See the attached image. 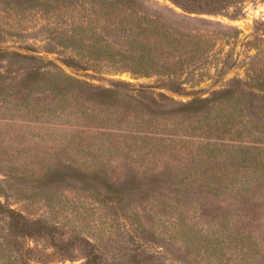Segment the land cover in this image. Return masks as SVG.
Here are the masks:
<instances>
[{"label":"rangeland","instance_id":"1","mask_svg":"<svg viewBox=\"0 0 264 264\" xmlns=\"http://www.w3.org/2000/svg\"><path fill=\"white\" fill-rule=\"evenodd\" d=\"M128 3L199 35L178 74L139 75L108 61L76 69L59 61V51L70 55L59 47L62 30L110 25L127 8L102 9L89 0H0L1 47L52 59L99 86L133 85L120 87L109 107L70 93L59 102L58 91L44 113L0 108V201L68 234L97 239L105 264H139L141 250L153 264H264V99L255 96L263 102L251 113L240 105L175 117L145 110L164 108L149 95L188 101L235 77L264 85V0H245L222 14L187 13L171 0ZM108 11L111 18L104 16ZM172 79L182 90L171 89ZM147 85L154 86L149 95L134 89ZM133 174L143 177L141 187L125 185ZM113 187L120 191L115 203L100 194ZM5 236L0 222V264H14L10 254L19 262L86 264L81 252L65 260L49 255L42 241H32L35 250L21 257Z\"/></svg>","mask_w":264,"mask_h":264},{"label":"trees","instance_id":"2","mask_svg":"<svg viewBox=\"0 0 264 264\" xmlns=\"http://www.w3.org/2000/svg\"><path fill=\"white\" fill-rule=\"evenodd\" d=\"M87 0H61L64 4L85 3ZM128 1L141 0H89L92 4H101L102 9L111 6L127 8L128 12L118 16L110 25H69L59 33V47L70 55H63L59 51V61L71 68L88 69L91 62L108 61L118 69H127L139 75L158 74L164 72L169 76L178 74L185 62V53L191 49L192 40L199 38L198 34L186 32L180 25H175L160 15H148L129 5ZM187 13L197 14H222L229 8L245 0H171ZM80 4V5H81ZM98 14L100 13L96 10ZM106 18H111L114 12L108 11ZM182 64V65H181ZM254 80V79H253ZM171 89L182 90L181 84L172 79ZM178 84V85H177ZM129 82L118 81L113 87H103L87 80L80 79L68 73L62 65L43 56L25 53L19 48L11 49L0 46V108L9 110L30 109L32 107L42 110H51L50 96L59 91V102L66 101L70 96L78 97L94 105L109 107L115 105L121 94L120 87L130 88ZM154 86L147 85L134 88L142 94L149 95V89ZM70 93V94H69ZM69 94V97H68ZM149 95L153 104L159 108L152 109V105H145V110L161 116H183L206 113L214 108L229 106L234 110L235 105L250 110L255 104L263 101L255 99L260 96L264 99V85H258L250 80L238 77L232 79L229 85L220 90H215L209 96L195 95L188 101H177L165 93ZM147 97V98H148ZM136 99V98H133ZM50 100V106L48 101ZM170 102L165 107V103ZM172 103V105H171ZM238 107V106H237ZM243 108V109H244ZM261 108H264L262 106ZM41 112V111H40ZM95 178H102V173L94 172ZM127 187H141L143 177L133 174L125 177ZM112 187V185H111ZM175 190H180L176 188ZM103 191V192H102ZM100 194H106L108 200L116 201L119 192L106 189ZM240 193L241 189H238ZM123 191H121L122 194ZM189 191L185 190V193ZM178 202L180 199L175 197ZM180 206V204H178ZM225 215L224 213L221 214ZM0 222L4 225L10 238L3 237L5 243H14L17 246L15 253L21 257L32 252V241H42L46 248H51L49 255H57L60 259H72L81 252L86 258V264H105L104 253L97 239L68 234L57 225H51L41 219H30L22 211L5 205L0 201ZM9 239V240H7ZM147 240L145 233L141 236ZM21 247L19 248V246ZM19 249H23L19 254ZM141 250L143 257L139 264H153V261ZM18 257V256H17ZM19 259V257H18ZM27 260L20 262L12 258L14 264H46L44 261ZM135 258L133 259V262ZM131 263V262H130ZM137 263V262H136Z\"/></svg>","mask_w":264,"mask_h":264}]
</instances>
